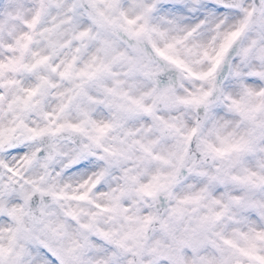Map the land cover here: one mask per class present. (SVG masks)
Listing matches in <instances>:
<instances>
[{
    "label": "rangeland",
    "instance_id": "374dc122",
    "mask_svg": "<svg viewBox=\"0 0 264 264\" xmlns=\"http://www.w3.org/2000/svg\"><path fill=\"white\" fill-rule=\"evenodd\" d=\"M85 1L93 15L76 0H0V143L72 127L109 153L79 157L56 140L47 174L33 159L37 144L0 153V258L10 264L130 262L100 236L132 250L141 241L155 218L149 195L182 166L196 107L252 10V0L239 9L210 0ZM144 45L177 68L174 84L150 81L163 67ZM159 102L157 126L149 113ZM163 127L182 140L163 137ZM199 146L212 162L164 194L163 230L152 233L144 264H264V14L207 104ZM36 190L58 197L46 220L58 244L26 219Z\"/></svg>",
    "mask_w": 264,
    "mask_h": 264
},
{
    "label": "water",
    "instance_id": "95a60500",
    "mask_svg": "<svg viewBox=\"0 0 264 264\" xmlns=\"http://www.w3.org/2000/svg\"><path fill=\"white\" fill-rule=\"evenodd\" d=\"M80 3L82 4L83 8L86 10H89V6L83 2V0H79ZM214 3L222 5L224 7H230V8H239L240 6V0H213ZM264 12V0H253V9L250 14V18L245 26L244 31L249 28L254 22L259 20L260 16ZM239 45L238 40L233 44V46L230 47L229 54L227 59L224 62V66L222 69V72L219 74V80L218 84L225 78L226 73H227V63L229 59L234 55V53L237 50V47ZM175 74L176 72L173 69H169L168 73L162 74L161 76V83H171L172 80L175 79ZM204 115V107H200L198 109V123L201 124L202 119ZM80 133L76 132L73 129H62L57 132H41L38 134L33 135L32 137L24 140H19L17 138L9 139L5 142H3L0 145V153L9 151L16 146H18L21 143H39L40 148L38 149L34 161L39 160L40 158L45 159L46 161V166L44 167V171H47V167L50 164L51 161L54 160L56 156V151L52 146V143L56 140L58 141H64L68 138H73L76 136L77 139H74V144L77 145V147H81V135ZM197 140H198V133L196 132L194 135H192L191 140L189 142L187 151L185 153V159L187 162L191 160V158L195 157L196 160L192 164L189 170L182 169L178 176L175 178L173 185H177L182 177L184 175H188L192 173L193 169L198 166L201 163L207 164L211 160L209 157H205L202 153H199L198 151V145H197ZM82 148L85 150V148L82 146ZM3 171V167L0 164V174ZM55 204V198L54 196L49 193V192H44V191H35L27 200V217L31 224L33 225H41L43 226L44 232L50 237L52 242H57L59 239V236L52 231L48 225L45 224V217H46V210L53 206ZM154 205L156 208V214H157V219L154 220L148 227L145 233V236L143 238V241L137 246L136 252L133 253V259L130 262V264H142L144 252L147 246V243L149 241L150 234L155 231V230H161V224H160V219L162 217L163 212L166 210L167 203L164 202L161 198V196H157L154 199ZM103 240L105 243L108 245L112 246L115 248L120 253H128L129 250L125 249L123 246H121L119 243L115 242L113 239L109 237H103ZM74 264H77V261L74 260ZM0 264H9L7 262H1Z\"/></svg>",
    "mask_w": 264,
    "mask_h": 264
},
{
    "label": "bare ground",
    "instance_id": "6f19581e",
    "mask_svg": "<svg viewBox=\"0 0 264 264\" xmlns=\"http://www.w3.org/2000/svg\"><path fill=\"white\" fill-rule=\"evenodd\" d=\"M164 101L167 103L169 100H168V99H165ZM1 218H2V220H3V219H4V216H1ZM6 241H7V240H4V242H5V243H3L4 245L9 244V243L6 242Z\"/></svg>",
    "mask_w": 264,
    "mask_h": 264
}]
</instances>
